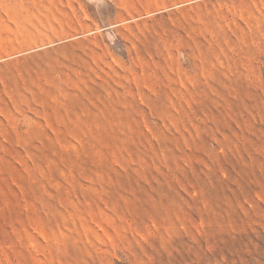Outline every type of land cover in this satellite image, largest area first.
<instances>
[{"label": "rangeland", "instance_id": "obj_1", "mask_svg": "<svg viewBox=\"0 0 264 264\" xmlns=\"http://www.w3.org/2000/svg\"><path fill=\"white\" fill-rule=\"evenodd\" d=\"M0 264H264V0H0Z\"/></svg>", "mask_w": 264, "mask_h": 264}]
</instances>
